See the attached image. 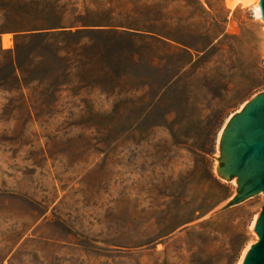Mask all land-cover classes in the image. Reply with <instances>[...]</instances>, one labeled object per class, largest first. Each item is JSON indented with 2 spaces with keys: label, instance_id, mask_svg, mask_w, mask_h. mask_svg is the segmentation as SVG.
<instances>
[{
  "label": "rangeland",
  "instance_id": "obj_1",
  "mask_svg": "<svg viewBox=\"0 0 264 264\" xmlns=\"http://www.w3.org/2000/svg\"><path fill=\"white\" fill-rule=\"evenodd\" d=\"M234 1L0 0V264H243L264 192L222 208L239 184L217 164L264 91V20ZM55 9L110 10L161 39L136 43L144 61L121 79L66 34L62 61L8 80L12 29Z\"/></svg>",
  "mask_w": 264,
  "mask_h": 264
},
{
  "label": "trees",
  "instance_id": "obj_2",
  "mask_svg": "<svg viewBox=\"0 0 264 264\" xmlns=\"http://www.w3.org/2000/svg\"><path fill=\"white\" fill-rule=\"evenodd\" d=\"M22 18L18 21L19 27L12 29L15 33V48L9 51L7 61L10 69L8 80L17 81L21 87L32 80L28 76L31 66L51 58L62 61L65 48L59 38L63 35L78 34L81 39L88 40V47L93 54L90 60L106 66L121 79L126 78V68L144 61V54L141 49H136V43L161 39L160 35L146 27H138L132 22L126 24V19H118L110 10L72 20L61 17L60 11L56 9L50 10L45 16ZM190 48L200 50L199 47L186 44L188 57H192ZM215 205L216 202L211 203L209 210Z\"/></svg>",
  "mask_w": 264,
  "mask_h": 264
},
{
  "label": "water",
  "instance_id": "obj_3",
  "mask_svg": "<svg viewBox=\"0 0 264 264\" xmlns=\"http://www.w3.org/2000/svg\"><path fill=\"white\" fill-rule=\"evenodd\" d=\"M260 6L264 20V0L260 1ZM219 147L217 172L229 179L238 176L239 184L238 194L222 208L264 192V91L254 96L241 112L232 115ZM255 230L259 240L251 246L243 264H264V205Z\"/></svg>",
  "mask_w": 264,
  "mask_h": 264
},
{
  "label": "bare ground",
  "instance_id": "obj_4",
  "mask_svg": "<svg viewBox=\"0 0 264 264\" xmlns=\"http://www.w3.org/2000/svg\"><path fill=\"white\" fill-rule=\"evenodd\" d=\"M244 4H248V3H252V1H255L257 2L256 4V7H257V10H258V13L260 16H262V13H261V6H260V1L261 0H242ZM234 0H228V5L229 6H233L234 4ZM10 44V40L8 38H5V45H9Z\"/></svg>",
  "mask_w": 264,
  "mask_h": 264
}]
</instances>
